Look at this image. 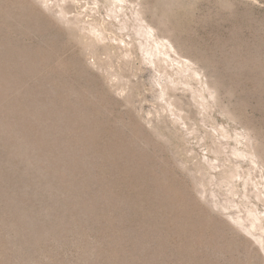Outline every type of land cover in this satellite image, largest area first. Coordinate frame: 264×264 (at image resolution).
<instances>
[{
  "label": "rangeland",
  "instance_id": "374dc122",
  "mask_svg": "<svg viewBox=\"0 0 264 264\" xmlns=\"http://www.w3.org/2000/svg\"><path fill=\"white\" fill-rule=\"evenodd\" d=\"M0 264H264V0H0Z\"/></svg>",
  "mask_w": 264,
  "mask_h": 264
}]
</instances>
